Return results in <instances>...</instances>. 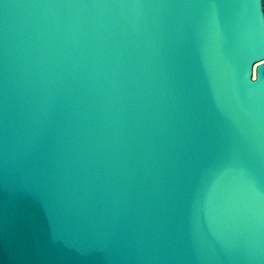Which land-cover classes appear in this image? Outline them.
<instances>
[{
	"label": "water",
	"instance_id": "obj_1",
	"mask_svg": "<svg viewBox=\"0 0 264 264\" xmlns=\"http://www.w3.org/2000/svg\"><path fill=\"white\" fill-rule=\"evenodd\" d=\"M0 264H264V0H0Z\"/></svg>",
	"mask_w": 264,
	"mask_h": 264
}]
</instances>
